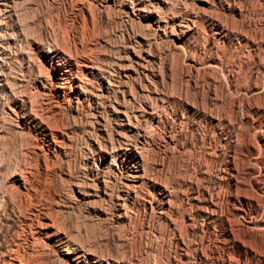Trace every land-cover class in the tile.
I'll return each mask as SVG.
<instances>
[{"label": "rangeland", "instance_id": "1", "mask_svg": "<svg viewBox=\"0 0 264 264\" xmlns=\"http://www.w3.org/2000/svg\"><path fill=\"white\" fill-rule=\"evenodd\" d=\"M182 1L188 8L196 9L200 5L197 0ZM176 2L169 1L173 12ZM15 3L25 32L48 41H61L66 33L72 34L75 27L71 24L75 16L79 21L77 31L83 30V42L89 38L93 41L92 36L104 39L106 57L113 56L116 47L131 43L136 48L135 42L150 41L153 55L161 61L158 70L164 86L159 85V89L171 92L181 100L183 106L179 105L175 110L184 118L176 120L170 116L161 133L151 131L155 143L146 154L152 176L167 185L172 196L177 195L172 204L174 212L167 215L169 220L158 216L155 209L150 211L142 207L133 208L129 219L120 220L114 215L113 204L117 183L110 184L109 199L96 191L97 181L90 154V143L96 136L91 108L86 102L76 104L73 99L69 101L67 95L61 94L57 98L49 94L44 95L50 96L45 98L39 90H34L40 93L37 96L29 87L28 75L16 74L19 78L24 77L18 80L20 88L34 93L33 97L30 96L32 104L36 102L34 110L36 108L35 111L40 113L39 109L48 107L52 111L47 121L42 119L51 128V136L45 135L43 127L28 115L20 113L17 118L13 116L15 119H7L1 118L0 113V245L20 235L18 228L23 216L43 207L67 242L46 243L41 264H76L75 258L83 250L97 253L106 260L104 264H264V189L255 188L251 170L257 166L255 160L262 155L264 147V120L253 112V107L264 102V71L260 78L251 76L254 62L264 59V0H236L237 6L235 2L234 5L239 12L237 8L234 11L215 8L212 17L222 20L221 23L226 22L228 31L216 35L212 24L200 22L197 34L178 39L176 48L173 46L176 37L172 33L183 28L174 27L175 31L169 29L159 37L148 28L146 21L127 18L120 11L119 0L106 5L104 12H100L93 2H87L89 5L86 4L83 13H79L76 3L70 0H16ZM83 18L88 20L83 23ZM68 30L70 33L66 32ZM239 32L258 42L259 49L254 54L246 43L244 45L237 39ZM212 61L216 62L211 64ZM131 79H124L129 88L134 83ZM3 97L0 93V112L6 104ZM47 99L52 101L48 104ZM40 100L46 101L47 107ZM194 109L211 114L216 121L205 122L194 115L195 112H186ZM108 162L110 156L106 155L101 161L97 160V164ZM231 164L237 171L236 189L229 183ZM123 166L119 159L117 167ZM20 181H25L30 195L26 194L27 191L19 194V188L22 192ZM4 192L9 196L7 202L2 200ZM208 197L217 205L211 219H207L196 206L197 199ZM253 200L262 203H258L256 210ZM249 220L260 226L249 228L246 224ZM36 229H41L39 236L49 235L48 229ZM64 249L69 251L70 259L60 255ZM79 260L81 264H92L89 258Z\"/></svg>", "mask_w": 264, "mask_h": 264}, {"label": "bare ground", "instance_id": "2", "mask_svg": "<svg viewBox=\"0 0 264 264\" xmlns=\"http://www.w3.org/2000/svg\"><path fill=\"white\" fill-rule=\"evenodd\" d=\"M15 1L16 0H0V93L5 97V102L3 103H6L4 106H2V110L0 112L2 115L1 118L4 116L7 117V119H15L13 116L17 118L19 117L18 115L20 113L28 115L33 122H37L43 127L45 130V135L51 136V128L49 129V126L43 122L44 119V121H47L46 119L52 112H50L48 107L45 105L47 104L46 101L43 102L45 98L50 97L51 94L59 98L62 94V96L67 95L69 101H72V99L75 100L76 104H82V102H86L87 106H89L88 108H91L90 112L92 113L90 114L96 131V136L90 143V154L92 156L91 159L93 161L95 178L97 181L96 191H98L99 194L101 193L102 196H108L109 199L110 184L117 183L115 200L113 203L114 215L117 219H129L133 208H137L138 210L139 207H142L144 210L149 208L150 211L155 209L158 216L169 220L167 219V215L174 212V205L172 204L175 201L174 199H177V195L172 196L173 193L169 191L170 189L167 188V185L165 186L164 184L159 183L158 180L152 176V170L150 168L151 166L147 164L148 162L146 161V154H148V149H150V146L155 143V137L153 133H156L157 130H159L158 132L161 133L160 130L165 127L168 118H171L170 116H173V119L176 118V120L179 117L181 119L184 118L183 114H178L175 110L177 106H183V103L179 98L173 96L171 92L170 94L159 89V85H161V87L162 85L164 86V82L161 77L162 75L158 70L160 66L159 63L161 61L159 57L156 58L153 55V46L151 42L145 40L135 42L137 45L136 48L131 43L126 46L116 47L114 49V55L106 57L105 53L107 43L104 41V39L101 40V38L97 39L98 37L96 38V36H92L94 38L93 41H91L92 38H89L90 40L87 39L85 43L83 42V30L81 32H79L80 30L77 31L79 21L77 20L78 18L76 16L74 17L71 24L73 27H75V31L72 34L66 33L61 41L56 39H54V41H48L49 39L42 38V36L30 35L29 33L25 32L17 15ZM70 1H72V3H76L75 5H77V11L79 13H83L86 10V6L92 4V2L100 12H104L106 10L105 6L110 3L114 4L116 0ZM169 1L171 0H119L118 5L121 8L120 11H122L127 18L136 17L146 21L148 28H150L151 31L159 37H161V35H165L169 29L173 30L174 27L183 28V30H180L178 33L176 32V34L172 33V35L176 37V40L173 41V46H175V48L179 44V42H177L178 39L181 40L183 38H188L197 34V29L199 26L198 23L200 22H209L212 24L214 26L213 28L215 29L214 32L216 35L226 33L228 31L227 25L224 24L226 22L221 23L222 20L218 21L217 18L212 17V12L216 10L215 8L219 7L227 10H233L237 8L236 10H238V12L240 11L238 7L235 8L234 2L236 4V0H197L200 5H198L196 9L191 7L188 8L187 5L185 6L182 0H177V4L173 3L174 5H177L174 12L171 11L169 7ZM87 2L90 3L87 4ZM214 13L217 15L216 12ZM86 20L83 18V23H85ZM83 28L85 27H82V29ZM66 32H69V30ZM88 33L89 32H87L86 35L87 38L89 37ZM237 39L243 41L244 45L247 44L246 47L249 46V49L253 54L259 46L258 42L248 39L245 35L240 34V32L237 35ZM250 56L253 55L250 54ZM215 62L216 61H212L211 64ZM152 63L156 65L153 66ZM254 66L255 69L251 74L253 79L263 76L262 72L264 71V59H259V61L257 59L256 63L254 62ZM25 73L28 75V78L25 79L27 81L30 79V82L28 83L30 84L29 87L32 88L33 91L39 90L43 96L50 94V96H44L45 98L42 97L44 98L43 101L40 100L47 107L45 110L39 109L40 113L35 111L36 108L35 110L33 108L36 102L34 104L31 102L30 96L34 94L33 92L32 94L30 93L32 90H23L19 85L21 83H19L18 80H22L24 77H20V79L16 74L23 76ZM129 77H132L131 81H134L130 88L125 85L124 81V79H128ZM35 94L37 95L38 93L35 92ZM33 96L34 95H32V97ZM51 101L48 100V104ZM76 104L75 106L78 107ZM186 112H195L194 115H198L200 118L204 119L205 122L209 121L211 123L216 121L210 116L211 114L208 115L205 112L198 111L197 109ZM253 112L255 114L261 115V118L264 120V102L261 104V106L253 107ZM232 123L234 122L232 121ZM109 130H111L112 137L109 135ZM151 131L154 132L152 133ZM104 133H106L107 136H105ZM244 135L245 134H243V136ZM52 138L53 139L51 140L55 143L54 137ZM262 144L264 146V140H262ZM261 154L262 155H258L259 158L257 157L258 159L255 160L257 166L251 168L254 186L259 190L264 189V147L262 148ZM105 155L110 156V162L105 164H97V160L101 161ZM119 159H121L124 163L123 167H117V161ZM244 165L245 164H243V166ZM229 167V183L236 189L238 187V180L236 181L237 171L233 164H231ZM24 182L25 181L19 182L20 187H22V192L20 191V188L19 190L16 188L20 195L24 194L28 190V186L26 187ZM28 192L29 191H27L26 194H29ZM19 194L18 196L20 197ZM244 194H246V192ZM8 198V194L4 192L2 195V200L7 202ZM202 199H197L198 204L196 206H200L199 208L197 207V209H201V213L204 214L207 219H211L215 215L217 205L214 203L215 201H212L211 197L204 198V200ZM253 202L256 210L259 208L258 203L260 201L257 203V201L253 200ZM42 208L30 211L26 215L28 217L23 216V219L20 221V227L18 228L21 233L20 235H17L18 237H16L15 240H7L5 244L1 243L3 245H0V264H41L40 259L44 253V247L46 243L49 244V241L53 243L54 241L60 240H63L62 242L64 243L67 242L64 241V237L61 236L63 233L58 230L55 221H53L52 218H50L47 214L46 210ZM246 224L249 228L250 226L255 228L260 226V224L256 221L250 220L247 221ZM37 227L48 229L49 235L46 237L39 236V230L41 229L37 230ZM245 246L247 245L245 244ZM67 253L69 254V251L64 249L60 252V255L70 259ZM57 258L59 259L58 256ZM82 258H84L86 261L89 258L92 264H104L106 262V260L103 257L98 256L97 253L95 254V252L91 253L83 250V253H78L77 257L75 258V261L77 262L76 264H81L79 259Z\"/></svg>", "mask_w": 264, "mask_h": 264}]
</instances>
